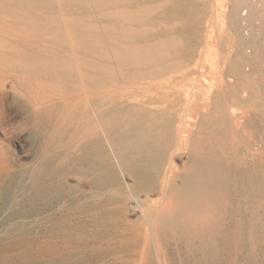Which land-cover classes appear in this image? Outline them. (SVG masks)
<instances>
[{
    "label": "bare ground",
    "instance_id": "1",
    "mask_svg": "<svg viewBox=\"0 0 264 264\" xmlns=\"http://www.w3.org/2000/svg\"><path fill=\"white\" fill-rule=\"evenodd\" d=\"M209 2L0 0V264H264V0Z\"/></svg>",
    "mask_w": 264,
    "mask_h": 264
},
{
    "label": "rangeland",
    "instance_id": "2",
    "mask_svg": "<svg viewBox=\"0 0 264 264\" xmlns=\"http://www.w3.org/2000/svg\"><path fill=\"white\" fill-rule=\"evenodd\" d=\"M209 1L210 2L208 4H211V2H212L211 7H213L214 10L212 8L210 9V13L206 17L204 26L206 27V26L210 25L209 28H211V26H213V28L215 27L213 32L217 33L216 34L217 36H220L219 34H221V36H223V41H221V40L218 41L220 43H218L217 45H220V46H222V45L223 46L230 45V42H229L231 40L230 37H233V34L229 33L227 31L228 30L227 29L228 28V24H227V22L224 20V18L222 16H223V12H224L223 8H224V10H226V8H227V10H229L231 2H230V0L228 2H226L224 0H209ZM147 4H152L153 5V4H156V2L148 1ZM214 4H216V5H214ZM221 8H222V10H221ZM218 10L222 11L221 15L218 12ZM211 13H213V15ZM217 13H219V15H218L219 17L216 18V14ZM217 19H219L221 21L219 23H216V22L219 21V20L217 21ZM212 20H213V25L211 24ZM222 22H224V23H222ZM218 24H220V26H221V24H223V26L220 27V26H218ZM226 24H227V27H226ZM217 27L218 28L220 27V30L218 29V31H215V30H217ZM222 27L223 28L226 27V28H224L225 30ZM208 29L204 28L201 31V37H202V40H203V44L198 49V53L201 55L200 56L201 58L198 57L191 65H189V66H197L198 68H200L201 70H204V71L205 70H207V71L210 70V68L212 67V64H213V61H212L213 58H211L213 56H211L212 54L209 55V51H208L209 48H208V45L206 43L208 41V35L210 33L209 32L210 30L208 31ZM221 30H222V32H221ZM219 32H221V33H219ZM228 36H230V37H228ZM26 45H29V44H26ZM34 45H39V44L38 43H34ZM217 48H218V51L222 50L219 47H217ZM2 49H4V48L0 44V51H3ZM203 54H204V57H206V58H204V57L202 58ZM207 58L209 59L208 61H207ZM200 59L201 60L204 59V60L201 61ZM210 61H211V64H210ZM200 64H201V67H200ZM0 66H1V64H0ZM207 66H208V68H207ZM3 68H6V67L3 66ZM6 70H7V68H6ZM3 79H4V76L0 74V81H2ZM204 80L206 81V79H204ZM5 83L7 85L6 86L7 89L10 91V95H11V96H9V99L6 101V108H5V110L7 112L8 119H9V124L6 127H3L0 124V141H6V139L12 140V145H13V148L15 149V154H16V157H17V161L23 163V161L26 162V161L30 160L31 155H32V151H31V147L32 146L30 144V139L28 138L29 133L23 132L22 134H19V133H13L12 132L14 130V128L19 125L20 119L18 118V116L24 115L18 109L17 104H14V101H16L15 99H16V94H18V90L19 91L20 90H24V89L28 90L29 88H26L24 85H21L19 83L17 84L15 82V80H13V78H11V77H8L5 80ZM12 87H15V88H12ZM259 163L261 164V166H263L264 165V159L263 160L261 159ZM137 215H140V213L136 212V216ZM116 257L117 256L114 257L115 259L113 257L111 259H113V261L114 260L116 261V260H118V259H116ZM99 262L100 261H95V263H97V264ZM95 263H91V264H95ZM100 264H104V262L101 261Z\"/></svg>",
    "mask_w": 264,
    "mask_h": 264
}]
</instances>
